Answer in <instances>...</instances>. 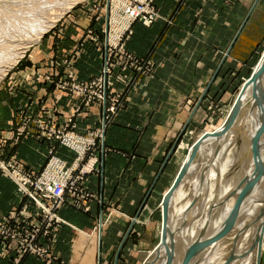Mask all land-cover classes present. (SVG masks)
I'll use <instances>...</instances> for the list:
<instances>
[{
	"label": "crops",
	"instance_id": "1",
	"mask_svg": "<svg viewBox=\"0 0 264 264\" xmlns=\"http://www.w3.org/2000/svg\"><path fill=\"white\" fill-rule=\"evenodd\" d=\"M178 2L155 0L154 4L161 16L168 17ZM180 12L174 27H167L161 21L149 28L139 23L133 25V34L127 43L130 52L143 56L153 40L160 37L161 41L155 53L154 79L140 84L129 108L116 117L98 144L100 149H106L99 165L100 177L93 179L96 185L93 191L100 205H94V201L88 211L78 214L88 220L82 219L85 225L87 222L92 225L98 217H107L101 237L99 233L101 252L97 254L95 249L88 247L84 255L74 260L70 257L73 252L70 247L66 253H59V264H120L147 197L162 179L177 140L194 120L203 117L200 107L211 92L219 91V81L235 84L244 78L245 83L248 67L264 45V0H185ZM90 18L81 19L79 25L65 24L64 29L58 25L57 29H63L58 35L50 30L40 44L24 56L11 80L0 89V92L4 90L6 98L0 100V109L6 112L0 116V135L7 136L4 149L17 154L19 163L28 169H41L45 161L41 155L39 159L38 153H47L54 146L60 158L68 163L74 159V154L59 146L57 141L38 139L30 126L32 134L22 135L19 142L14 141V136L21 112L63 125L80 105V99L74 95L57 92L53 84L34 79L37 74L60 79L65 71V60L78 80L87 81L99 73L104 55L102 42L106 41L103 29L107 28L108 17L102 13L99 19ZM90 25L98 33L96 49L90 42L82 44V37ZM39 67L42 72H37ZM9 91L13 96H8ZM98 106L91 105L75 119L79 130L93 129L97 112H100ZM81 121L85 123L83 128ZM13 190V184L0 177V217L10 209V201H16ZM70 211L64 207L59 213L68 224L60 227V237L53 245L55 250L64 248V237L71 236L72 242L83 232V226L70 223L65 217ZM0 264L12 263L0 253ZM21 264L42 263L26 257Z\"/></svg>",
	"mask_w": 264,
	"mask_h": 264
},
{
	"label": "rangeland",
	"instance_id": "2",
	"mask_svg": "<svg viewBox=\"0 0 264 264\" xmlns=\"http://www.w3.org/2000/svg\"><path fill=\"white\" fill-rule=\"evenodd\" d=\"M18 1L19 0H0V27H2V25L8 26V24H6V19L4 17V13L6 12L5 10L15 8L13 5H15ZM49 1H51V3H52V2H55L56 0H53V1L49 0ZM154 1L155 0H151L149 6H150V10L153 11L156 14V16L158 17V20L155 23H157L158 21H161V22L165 23L167 27L172 26V25H173L172 27H174L176 17L181 13L180 11H181L183 5H185V0H179L177 7L175 8L174 11H172V14L168 17H163L159 14V11L155 6ZM137 2L140 3V2H142V0H137ZM124 3H125V0H79V1L75 2V4L72 5V7L66 11L62 10V8L58 7L59 5H57V4L55 5V3H54V4H52L50 10H48V11H50L47 14L48 16L47 15L46 16L44 15V16L52 18V17L57 16L58 14H63V15L60 16V18L55 22V24L52 23V25L49 27V29H47L45 31V33L42 34V37H44L46 34H48L50 32H52V34L58 35L59 31H61L65 28V24H74V25L78 24L79 25L81 19L84 20L85 18L87 19L90 17L92 19H99V15L102 13L107 14L108 20H109V16L112 14V11H114L115 17H120V13L122 12V5ZM51 9H55V11L51 10ZM52 12H54V13H52ZM73 12H74V14H73ZM49 14H50V16H49ZM54 14H56V15L54 16ZM108 20H107L106 30L103 29V34H105V36H106V41L102 42L103 47H101V50H103V54H105V52H106L105 45L108 42V35H107ZM118 20H120V18H118ZM119 23L121 25H124L123 21H120ZM135 23H139L140 25H142L143 27L146 28V26H144L142 23L134 22L130 27L131 34L127 35L125 37V39L123 40V46H124L125 51L131 57L135 58L134 61H138V64H137L136 69H134V70L129 69L131 66V65H129L128 69L124 68L125 70H120V71L118 70V71H116V73H113L111 79L109 78V82L112 84V87L110 86L109 89L107 90V96H110L111 98H113L115 100H118V102L121 103L120 105H123V109L121 108L115 115L111 116V122L108 125V127L114 124L115 119L118 115L125 112L129 108L131 101H132V98H133L132 96H134L133 94L137 92L140 84L143 81H147V80L150 81L151 79H154V77H155V72L157 69V65L155 62V59H156L155 53L158 49L159 42L161 41V38L160 37H157L156 39L154 38L155 40H153V42L150 44V46L146 49V50H148V52L146 51L143 56H139L133 52H130L127 49V43L133 34L132 28H133V25ZM155 23H153V24H155ZM58 25H60L59 26L60 28L64 26L63 29H61V30L57 29L56 27ZM152 26H150V27H152ZM19 28H21V27H19ZM19 28L13 29L12 34L9 33L8 37L0 34V46H2V48H3V46H4V48L7 47L6 49L9 52L7 50H6V52L9 53V55H11V54L14 55L16 53L14 47L18 44V42H20V44L22 42V44H23L26 39H29V38H26L27 36L30 37L31 35L34 34L31 30H27V29L26 30L25 29L19 30ZM147 28H149V27H147ZM30 31L32 33H30ZM25 32H28V33H25ZM23 33H25L27 36H25V34H23ZM97 36H98L97 31H95V29L92 28V26L90 25L89 28L86 29V33L82 37V44L90 42L92 44H95L94 46L96 49V42L98 40ZM42 37H41V39H42ZM1 43H2V45H1ZM38 44H40V42L30 45L29 48L26 50V52L23 54V57L20 60H18V62L11 69H9L6 72V75L0 80V89L3 88L6 81L9 82L11 80L10 78L13 77L12 73L16 71V68L18 67L19 62L23 61L24 56L29 54L30 51H32L35 47L38 46ZM120 44H121V42H120ZM262 46L263 47H260V49L258 51L256 59L251 64V66L248 67V73L246 75L247 77H245L247 79L251 76L253 69L258 64L262 54L264 53V45H262ZM9 47H11L12 50ZM25 59H27V58H25ZM3 61H5V60H3ZM3 61L2 62L0 61V64H3ZM103 62H104V55H103V60H102V66H103ZM0 66H3V65H0ZM64 66H65V71H64V74L61 75L60 79L53 80L47 74H45V75L37 74L35 76L34 80L46 81L48 83L53 84V86L57 92L69 93L71 95H74V97L79 98L80 100L81 99H87V100L90 99L92 101V103H91L92 105H95V104L98 105V103H97L98 101L93 102L94 100L97 99L95 97V93H97V95H98V90L95 89V91H92V90H90L88 85H90L89 83H91V82L93 83L97 80V78L100 76V74L102 72V67H101L99 73H97L95 76H93L92 79L84 81V80H78V77L75 76V74L72 70V67H71V65H69V62L67 60H65ZM54 68H55V66H54ZM42 71H43L42 67H39L37 70V72H42ZM242 80H244V78H242ZM242 80H240L239 82H235V84L229 83L227 80H223V81H219V82L216 81V83L217 82L219 83L218 84L219 85V91L217 90L215 92L210 93V95L204 100L203 105H201V107H200V109H201L200 113H202L203 117L201 119L197 118L198 119L197 121L194 120L193 125H191V127L186 129V131H184V133L181 135L179 140H177V143H176L177 145H176L172 155L169 157V159L167 161L165 173L162 175V179H160L158 181L157 186L154 188V190L147 197V201H146L145 206L143 208V212L138 217L137 225L134 227V229L132 230V234L130 235V240H129V244H128L129 247H128V249H126L124 251L123 260L120 262V264H150V263L156 264L157 261L159 262L161 260V259L159 260L158 257H156V256L154 257L153 253L155 252L157 247L160 246L159 244H161V242H162V238H161L162 234L159 232L160 225L163 224L162 223L163 222L162 211H161L162 208H161V201H160L162 194L165 193L164 191L167 188L169 189V187L171 186V184L174 181L173 178L176 177V174L182 168V165L184 164V162L187 160L186 157H188V155H189L190 147L195 142V138H198L204 132H211L214 129L220 127V125L221 126L223 125L225 119L227 118L229 110L231 109L232 104L234 103V101L237 98L236 96H237L239 90L242 89V87L244 85V82ZM60 82H62V83H60ZM72 82H75V83H78L81 85L80 93L69 90L70 84H68V83H72ZM60 84L61 85L65 84L66 85V86H64L65 89H59L57 86H61ZM223 86H224V88H223ZM2 92H0V100L4 101V99H6V98H5V95L3 94L4 92L3 93ZM9 95L13 96V92L9 91L8 96ZM254 106H256L255 102L253 104H250V106H249V110L247 111L246 118L244 121V125L239 130V132L244 133L242 136L243 138L242 137L240 138L237 146H241L240 144L243 143L242 141L243 140L246 141L247 138L250 137V135H249L250 131H248L250 129V127L248 129L247 125H249L248 123L251 122L250 118L252 117V111H254V109L257 107V106L256 107H254ZM89 107H82V109L87 110ZM98 107H100V106H98ZM4 114H6L5 110L3 108L0 109V116H2ZM92 114L95 115L96 112L93 111ZM250 114H251V116H250ZM97 115H98L96 117L97 122L95 125H93V129H89L90 132H92L93 130L97 131V130L101 129L100 128V118L102 115L101 107H100V112L98 111ZM81 122H82L81 128H83L85 126V123L83 121H81ZM53 124H55V123H53ZM106 129L104 130V132L106 131ZM22 130H23V127L21 125H16L15 136H14L15 142H19L21 139L20 137L25 134V131H22ZM6 141H7V136L0 135V159L4 162H9V163L10 162H17V163H19L20 158L18 159L17 154H12V153H10L11 151L7 152V150L4 149V145H6L5 144ZM53 141L56 142L57 140L53 139ZM96 144L98 146L99 142H97ZM51 148L47 150V153L46 152L42 153V151L38 153V156L39 155L42 156L43 162L45 161V165L47 163H49L51 160H53V158H55V159H59V160L63 161L68 166H70L73 164L74 160L77 157V154L75 152L71 151L74 154V159H73V161L68 163L67 161H65L64 159L59 157L58 149L55 146H54L55 149H51ZM109 150L111 151L112 149H109ZM105 152H106V149H95L93 156L92 157L89 156L91 158V160L96 159V163L98 164V166H97L98 172L94 173L93 175H90L88 177V183H85L86 191H88V192L90 191L93 194L95 193L93 191V189H96V185L93 184V179H98V176L100 177L99 165H100L101 159L104 155L103 153H105ZM89 157L87 158V156H84L83 165H86L87 162H90ZM39 159H40V156H39ZM241 161H242V158L239 159V162H241ZM44 166L41 169H43ZM41 169H38V171H41ZM238 169H239V167L237 166L234 168L233 171L237 173ZM91 176H93L92 180L90 179ZM201 176H202V174H201ZM0 177L9 180L13 184V186H14L13 200H14V195L16 193L15 184L8 177H5L1 173H0ZM161 181H162V183H160ZM192 190H193L192 180H187V182H185L181 186V191H182L183 195L186 196V198L183 199L182 201H179V206H182V205L184 206V204L187 202L189 196H191ZM1 198H2V193H0V199ZM230 198H231V196H230ZM226 200H228V199H226ZM93 202L95 203L94 205H96V204L98 206L100 205V202H99V200H97V197H95V194H94V199H92V203ZM92 203H89V204L91 205ZM212 204L213 203L210 204L209 211L207 210L208 212L206 211L207 212L206 214L214 212L216 209L221 207V205L219 203L215 204V205L214 204L212 205ZM13 205H14V201L11 200L10 201V209H8L4 213V216L0 217V219L4 218L8 213L11 212ZM216 205H217V207L215 209L213 206H216ZM212 207L214 208V210L212 209ZM65 208H68L71 210L70 211L71 214L68 216H65L67 218V220L70 223H79L81 226H83L82 228H84V229L81 228L82 229L81 231H83V232H80L81 234L78 237L77 236L74 237L75 238V240L73 239L74 242L73 241L70 242L71 236H70V238H68V236L64 237V240H62V243L64 244V245L63 244L62 245L64 246V248L60 249L63 251L55 250V247H53V250H54L53 253L59 257V260H61L59 253L60 252L66 253V251H68L70 247L72 248L71 251H73L70 257H72V259H74V260L78 259V256L80 254L84 255V253L86 252V248H88V247L91 248L90 250L95 249L96 253L99 254L100 249L98 246L99 245L98 241L104 232V227L106 225V219L105 218H107V217H104L102 219H100L101 217H98V218H96V221L93 220L92 225H90L89 222H87V224L85 225L82 223V219L86 220V218H82L81 216H79L80 215L79 213H81L83 211L75 210L74 207L70 208V206L65 207ZM247 216L245 217V219L242 222L243 226L245 224H247L248 221L250 222V220H251V216H249V215H247ZM254 220L252 221L253 224L251 223L253 226L256 225L257 218H255ZM63 221L66 222L64 219H63ZM86 221H88V220H86ZM86 221L83 220V222H85V223H86ZM249 222H248V224H249ZM66 224H68V223L66 222ZM100 225H102V227ZM193 225L194 224L191 225L192 228L195 227V225L194 226ZM243 226L239 225L236 229H234V231L237 230L236 232H233V229L231 231L228 230L227 234H225L223 237H221V235L223 234V232L227 228L224 229V231L219 236V239H220L219 243L220 244H218V246L216 248H214L213 251L208 256L209 261L211 260L210 262H208V264H221V262L224 261V258L226 256H228V254H229L228 259L230 260V257H231L230 253H232L233 249L235 248V243H236V246L239 244L240 249L241 248L243 249V247L245 246L246 241H247L246 239L250 235L249 233H247V230L252 228V226L250 227V225L245 226L244 228H241ZM258 228H259V225H258ZM263 229H264V226H263ZM58 233H59V231L54 234V240L55 241H54L53 245L57 243V241L59 239L58 237H60L58 235ZM99 233H101L100 237H99ZM234 234L237 236H234ZM246 234L247 235L249 234V235L247 236ZM92 237H93V239H92ZM236 237H237V239H236ZM89 238H91V239H89ZM208 241H206V243ZM89 242H91V245L89 244ZM262 243L263 244L261 245V250L259 252L258 258L256 259V261H253V264H264V241L263 240H262ZM66 247H67V249H66ZM81 249H84V250L82 251ZM88 253H89V250L87 251V254ZM93 253H94V251H93ZM204 262H205V260H201V261H197L196 264H204Z\"/></svg>",
	"mask_w": 264,
	"mask_h": 264
},
{
	"label": "bare ground",
	"instance_id": "3",
	"mask_svg": "<svg viewBox=\"0 0 264 264\" xmlns=\"http://www.w3.org/2000/svg\"><path fill=\"white\" fill-rule=\"evenodd\" d=\"M77 1L79 0H56L51 3L49 0H19L13 5L15 8L5 10L4 17L8 26L2 25L0 34L8 37L13 29L19 27H21L19 30H31L34 34L28 37L25 34L28 32L23 33L29 38H25L23 44L16 40L18 44L14 47L16 51L14 55L6 52L7 47L0 46V61L5 60L0 64L3 65L0 66V80L23 57L29 46L38 43L42 34L63 15L54 14L55 17H45L50 12L48 10L52 4L55 3L66 11ZM51 10L55 11V9ZM263 61L264 53L252 74L258 71ZM236 97L223 125L195 138L193 145L197 144V149L190 162L187 163L186 160L183 165L181 164L182 167L186 165V170L179 185L174 192L170 193L168 189L165 194L168 199L165 226L163 228L162 224L159 229L162 242L160 246L157 244L159 247L154 253L152 252L154 257L161 259L156 264H184L190 250L194 253L187 264H196L201 260H205L204 264H208L211 261L209 254L220 244V234L226 228L236 232L237 230L234 229L239 225L243 226L242 222L247 215L251 216V220L241 228L249 225L252 228L249 227L250 229L247 230L250 235L248 234L245 246L240 249L239 244L236 246L235 243V248L230 253V260L228 254L221 264H253L258 258L262 240L264 241V72L255 81L247 84L244 90L240 89ZM254 102L257 107L254 106L256 108L252 111L251 122L247 125L248 129L250 127L248 130L250 137L246 141L243 140L241 146H237L244 134L239 130L244 125L250 104ZM254 140L257 144L255 157L252 151ZM240 158H242L241 162H239ZM237 166L239 169L236 173L233 170ZM258 175L260 176L256 179ZM187 180H192V194L184 206H179V201L186 198L181 186ZM241 194V200L236 207V201ZM211 203L214 205L219 203L221 207L216 209L217 205L213 206L216 210L206 214ZM255 218L257 223L253 226L252 221ZM192 224L195 227L192 228Z\"/></svg>",
	"mask_w": 264,
	"mask_h": 264
},
{
	"label": "built area",
	"instance_id": "4",
	"mask_svg": "<svg viewBox=\"0 0 264 264\" xmlns=\"http://www.w3.org/2000/svg\"><path fill=\"white\" fill-rule=\"evenodd\" d=\"M150 2L151 0H142L140 3L137 0H125L120 17H115L114 11L109 16L108 42L105 45L102 72L95 82L88 85L90 90H98V95L95 93L97 99L93 102L98 101L102 109L100 130H79L75 122L82 111L86 110L82 107L92 105L90 99H81L80 105L66 118L63 125H58L51 119L26 115L24 112L18 115L16 125H21L26 135L32 134L30 131L34 130L40 140L56 139L59 146L75 152L77 157L70 166L53 158L41 171L0 159V173L8 177L16 187L13 208L0 219V253L11 260L12 264H20L26 257H33L42 264H59V257L53 253L54 234L62 225H67L60 217V211L69 206L78 211L89 210L94 194L86 191L85 183H88L89 175L98 172L96 159L91 160L90 157L95 149H100L96 143L103 140L104 130L110 124L111 116L123 109L118 100L107 96V90L112 87L109 78L118 70L128 69L129 65V69H136L138 61H134L135 58L125 51L123 40L131 34L130 27L134 22L150 27L158 20L150 10ZM68 84L70 91L80 93V84ZM64 86L66 85L57 87L65 89ZM84 156H90V162L86 165H83Z\"/></svg>",
	"mask_w": 264,
	"mask_h": 264
},
{
	"label": "water",
	"instance_id": "5",
	"mask_svg": "<svg viewBox=\"0 0 264 264\" xmlns=\"http://www.w3.org/2000/svg\"><path fill=\"white\" fill-rule=\"evenodd\" d=\"M264 72V61L262 62V64L260 65L258 71L256 73H253L250 78L244 83L243 87H242V90H244L245 86L247 84H249L250 82L252 81H255L257 79V77L262 74ZM253 146H252V151H253V156L255 157L256 156V153H257V144L255 142V140L252 142ZM197 144H194L190 149H191V152L189 153V156L187 158V163L190 162L194 156V153L197 149ZM185 170H186V165H184L182 167V169L178 172L177 176L175 177L174 179V182L172 183V185L170 186L169 188V192L172 193L176 188L177 186L179 185L184 173H185ZM260 175H258V177L256 179L259 178ZM241 197H242V194L239 195L237 201H236V207L237 205L239 204L240 200H241ZM168 203V199L166 197L163 198V200L161 201V211H162V217H163V226H165V217H166V205ZM164 228V227H163ZM228 232V229H226L223 234L221 235V237H223L225 234H227ZM194 251L193 250H190L185 261H184V264H187V262L189 261V259L191 258V256L193 255Z\"/></svg>",
	"mask_w": 264,
	"mask_h": 264
}]
</instances>
